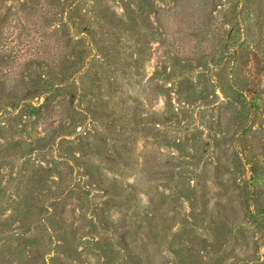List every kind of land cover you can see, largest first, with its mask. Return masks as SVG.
I'll return each instance as SVG.
<instances>
[{
	"label": "rangeland",
	"instance_id": "1",
	"mask_svg": "<svg viewBox=\"0 0 264 264\" xmlns=\"http://www.w3.org/2000/svg\"><path fill=\"white\" fill-rule=\"evenodd\" d=\"M0 264H264V0H0Z\"/></svg>",
	"mask_w": 264,
	"mask_h": 264
}]
</instances>
